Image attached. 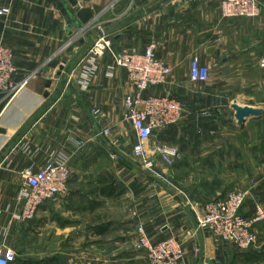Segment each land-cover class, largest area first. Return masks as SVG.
Here are the masks:
<instances>
[{
	"label": "crops",
	"instance_id": "0c3cea01",
	"mask_svg": "<svg viewBox=\"0 0 264 264\" xmlns=\"http://www.w3.org/2000/svg\"><path fill=\"white\" fill-rule=\"evenodd\" d=\"M77 1L97 17L83 33L68 23L74 13L69 0H0V9L10 10L0 16V46L12 51L14 83L24 85L0 96V184L9 188L0 199L15 201L26 168L37 172L66 161L72 172L68 194L46 203L31 222L2 209L0 226H8L15 264H149L137 248L141 226L153 241L181 240L182 264H264V222L249 251L197 231V215L207 204L244 187L241 146L257 152L264 145L249 141L251 125L259 124L264 135V114L240 129L233 110L238 104L264 112V0L255 19L224 18L222 0ZM100 28L112 52L83 89ZM150 44L173 73L144 96H170L183 106L184 118L154 138L179 148L180 159L148 170L134 158L137 138L124 120L125 100L135 90L113 54H144ZM194 60L209 70L207 83L191 82ZM244 164L249 177L252 164ZM248 201L242 213L253 216L256 204Z\"/></svg>",
	"mask_w": 264,
	"mask_h": 264
},
{
	"label": "built area",
	"instance_id": "2783aa9c",
	"mask_svg": "<svg viewBox=\"0 0 264 264\" xmlns=\"http://www.w3.org/2000/svg\"><path fill=\"white\" fill-rule=\"evenodd\" d=\"M221 12L226 19H255L261 15V6L259 0H222ZM8 14L9 9H0V16ZM100 31L101 36L89 54L91 68L82 81L83 89L89 85L99 62L107 52H112L111 41L102 28ZM156 51L157 46L150 44L144 54L135 51L113 54L116 65L127 72L129 83L135 90V94L125 100L127 111L124 120L132 125L137 138L134 158L148 170L153 169L157 162L170 167L180 159L179 148L156 142L154 138L168 128L178 126L184 118L183 106L170 96H144L152 88L165 86L173 73L169 65L158 59ZM16 72L12 51L0 46V96L11 97L23 88L24 85L14 83ZM209 77V70L198 60L191 63V82L205 84ZM104 134L108 136L109 132ZM19 175L22 182L15 199L14 218L26 224L37 217L46 203L68 194L72 172L68 162L51 161L37 172L30 167ZM247 201V193L232 191L207 204L197 215V231H209L217 240L241 251H249L258 243L257 228L264 222V208L256 204L255 216L246 218L241 211ZM137 248L146 254L149 264H182L187 255L181 240L153 241L142 226L138 229ZM194 253L200 255V248H195ZM17 259L13 248L0 245V264H15Z\"/></svg>",
	"mask_w": 264,
	"mask_h": 264
},
{
	"label": "rangeland",
	"instance_id": "374dc122",
	"mask_svg": "<svg viewBox=\"0 0 264 264\" xmlns=\"http://www.w3.org/2000/svg\"><path fill=\"white\" fill-rule=\"evenodd\" d=\"M250 122V121H249ZM248 122V123H249ZM247 123V124H248ZM246 124V125H247ZM249 128V125H247ZM253 125H251V135H250V140L249 137H246V139H242L240 141V143H245L247 140L256 143L257 145L261 144L262 141L264 140V135L261 133V131H258L260 129V125H256L255 130L252 128ZM258 147H261L262 150H258L257 152L252 150L251 147V151L248 152L247 149H244L243 146H241L240 149V154H241V166L239 167L240 169V175H241V180L242 182L240 183L241 187L244 186L243 188H238V189H234L232 191H242L248 194V198H252L250 199L248 202H251V204H258L260 206H262L264 208V188H260L261 186L264 187V145L261 144V146L259 145ZM248 153H251L250 159H248ZM254 159H256V161H254ZM248 160H250V174L251 176L247 177L248 175H246V171H248V165L244 164L248 163ZM246 175V177H245ZM257 180V181H256ZM16 184H11L10 187L13 189L14 186ZM8 186L4 185L2 186L0 184V193L3 192V190H9V188H7ZM20 187V184L18 186V189ZM16 188V187H15ZM244 188H248V189H244ZM251 189V191H250ZM230 191V192H232ZM255 192V194H254ZM227 195V194H226ZM4 201V199H0V215L2 214V209L6 211V213L8 214L10 211H13L15 208V201L14 200H10L9 203L4 201V204L1 205V203ZM8 203V204H7ZM256 207V205H255ZM5 244L6 246H9V234H8V226L3 225L0 226V245ZM10 247V246H9ZM104 248V247H102ZM19 249H23V248H19Z\"/></svg>",
	"mask_w": 264,
	"mask_h": 264
},
{
	"label": "water",
	"instance_id": "95a60500",
	"mask_svg": "<svg viewBox=\"0 0 264 264\" xmlns=\"http://www.w3.org/2000/svg\"><path fill=\"white\" fill-rule=\"evenodd\" d=\"M71 7L74 9V13L69 11L70 19L68 20V23H72L75 28L79 31V33H83L85 31H88L92 25L95 23L97 17L94 15L93 11L88 8H81L79 6V3L77 0H69ZM75 34L73 32L70 33V36H74ZM65 70V63L61 65L59 68V72L57 73L58 77H61L63 75V72ZM69 70H66V73H68ZM53 82L51 80H48L46 83L47 92L45 94V97H49L48 90L51 89ZM233 110L236 113V119L238 122V126L240 129L245 128L246 124L251 120H258L260 119L264 112L263 110L251 108V107H241L238 104L233 105ZM0 133H5L4 130L0 129ZM172 180H169L168 182H165V184L172 183Z\"/></svg>",
	"mask_w": 264,
	"mask_h": 264
},
{
	"label": "trees",
	"instance_id": "16d2710c",
	"mask_svg": "<svg viewBox=\"0 0 264 264\" xmlns=\"http://www.w3.org/2000/svg\"><path fill=\"white\" fill-rule=\"evenodd\" d=\"M246 203H247V202H246ZM245 205H246V204H245ZM242 211H243V209H242ZM242 211H241V214L243 215ZM254 212H256V207H255V211H254ZM252 214H253V213L244 214L243 216L246 217V218H252L253 216H255V213H254L253 216H252Z\"/></svg>",
	"mask_w": 264,
	"mask_h": 264
}]
</instances>
